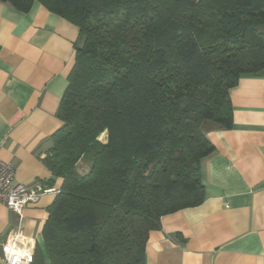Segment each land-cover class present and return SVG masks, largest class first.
Wrapping results in <instances>:
<instances>
[{
    "label": "trees",
    "instance_id": "1",
    "mask_svg": "<svg viewBox=\"0 0 264 264\" xmlns=\"http://www.w3.org/2000/svg\"><path fill=\"white\" fill-rule=\"evenodd\" d=\"M0 2H37L79 32L43 159L61 185L34 264H146L160 218L204 199L206 124L231 128L229 90L264 80V0Z\"/></svg>",
    "mask_w": 264,
    "mask_h": 264
},
{
    "label": "crops",
    "instance_id": "2",
    "mask_svg": "<svg viewBox=\"0 0 264 264\" xmlns=\"http://www.w3.org/2000/svg\"><path fill=\"white\" fill-rule=\"evenodd\" d=\"M78 34L75 25L37 2L27 12L0 2V160L13 166L15 183L55 190L61 185L43 159L62 125L56 112ZM229 99L231 128L206 131L213 153L201 162L203 201L160 218L148 234L146 264H264L263 78L241 77ZM80 163L77 171L87 172ZM55 196L41 195L21 217L0 202V240L20 226L34 246H42Z\"/></svg>",
    "mask_w": 264,
    "mask_h": 264
},
{
    "label": "built area",
    "instance_id": "3",
    "mask_svg": "<svg viewBox=\"0 0 264 264\" xmlns=\"http://www.w3.org/2000/svg\"><path fill=\"white\" fill-rule=\"evenodd\" d=\"M55 189L41 184L25 186L14 181V168L0 160V202L21 217L22 209ZM35 242L24 236L20 226L5 240H0V264H34Z\"/></svg>",
    "mask_w": 264,
    "mask_h": 264
},
{
    "label": "rangeland",
    "instance_id": "4",
    "mask_svg": "<svg viewBox=\"0 0 264 264\" xmlns=\"http://www.w3.org/2000/svg\"><path fill=\"white\" fill-rule=\"evenodd\" d=\"M207 127H209L208 124H206V128H207ZM102 135H103V134L100 135V137L98 138V140H99L101 143H105V141H106L105 136H102ZM80 162H81L80 164L83 165V166H85V165L89 166V162H88V160L81 159ZM81 165L79 166L80 168L82 167ZM79 171H81V170H79ZM40 250L43 251V249H42V247H41V244H40Z\"/></svg>",
    "mask_w": 264,
    "mask_h": 264
},
{
    "label": "water",
    "instance_id": "5",
    "mask_svg": "<svg viewBox=\"0 0 264 264\" xmlns=\"http://www.w3.org/2000/svg\"><path fill=\"white\" fill-rule=\"evenodd\" d=\"M103 135H106V132H103Z\"/></svg>",
    "mask_w": 264,
    "mask_h": 264
}]
</instances>
